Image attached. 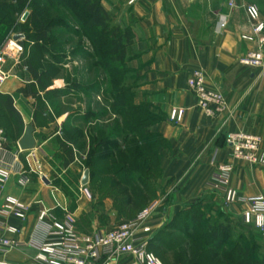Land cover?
Here are the masks:
<instances>
[{"label":"crops","instance_id":"1","mask_svg":"<svg viewBox=\"0 0 264 264\" xmlns=\"http://www.w3.org/2000/svg\"><path fill=\"white\" fill-rule=\"evenodd\" d=\"M99 1L110 19L128 27L132 34L124 58L136 81L132 104L148 105L163 116L150 128L161 139L156 147L160 173L152 236L178 233L175 223L184 222L187 226L189 214L198 208L242 224L243 206L226 209L221 193L211 187L210 179L218 163L229 162L233 165L229 183L240 197L264 195V169L233 158L225 143L230 132L239 131L260 136L264 148V65L251 68L239 63L240 58L256 48L254 42L240 38L250 30L244 8L253 4L264 17V0ZM194 70L202 71L207 87L224 96L225 112L210 117L197 106L186 85L188 75ZM29 72L33 77V72ZM32 84L33 79L22 86L11 78L0 90V130L4 137L0 161L10 165L14 172H25L29 179L27 184L20 185L16 176L11 175L0 187V203L6 195H12L30 206L24 221L8 220L21 229L10 236L22 242L39 243L42 235L35 227L42 207L48 210L49 222H64L71 216L80 234L109 230L121 222L111 199L94 206L77 193L73 202L74 197L63 187L49 188L52 181L48 177L54 172L60 186L67 183L65 173L78 156L73 145L65 144L61 138V122L69 121V112L65 113L66 118H55L47 125L34 124L38 118L33 98L42 94L37 86L38 93H33ZM172 108L185 109L180 123L167 120ZM27 126L33 128L35 145L30 150H21L18 142ZM65 161H69L67 165ZM247 229L252 231L257 243L264 245L261 232L253 227ZM35 253V246L18 248L1 254L0 260L30 264ZM111 264L138 263L130 256H123Z\"/></svg>","mask_w":264,"mask_h":264},{"label":"rangeland","instance_id":"2","mask_svg":"<svg viewBox=\"0 0 264 264\" xmlns=\"http://www.w3.org/2000/svg\"><path fill=\"white\" fill-rule=\"evenodd\" d=\"M63 2L66 3L64 7L56 3L47 6L43 0H0V44L9 35L15 33H22L25 36L24 51L8 79L13 78L22 86H27L33 79L30 89L33 93L39 91L42 94L33 98V106L38 118L34 121L35 125H47L55 118H66L65 113H70L69 121L61 122V138L66 144L67 134L73 135L71 145L74 147L78 160L65 173L68 177L67 183L60 186L58 175L54 172L48 177L52 181L49 188L63 187V190L74 197L73 202L77 199L75 196L77 193L79 196L88 198L94 206L99 204L101 206L106 198L111 199L112 207L117 210L118 221H125L135 217L140 210L155 202L158 197L157 179L160 172L155 147L160 143L150 132L156 112H150L138 105L139 116L134 115L131 120H128L129 112L126 104L133 99L136 81L128 71L125 61L117 66L110 62L108 54L109 31L115 27L123 31L125 27L116 20L110 19L107 30L83 28L79 24L83 16L78 8L72 1ZM39 28L46 32V39L36 38ZM29 67L34 69L41 82L38 83L39 85L35 84L36 78L31 76ZM43 88L48 89L43 90ZM79 113L80 116L77 115ZM133 127L138 129L135 130V134H130ZM97 129H100V132ZM148 129L149 134L146 133ZM84 130L85 133H83ZM113 130H121L123 133L117 135L113 133ZM107 134L111 139L107 137ZM94 135H97L96 141L100 138L107 139L106 149L109 151L110 143H120L122 152L118 153L119 161H127L129 157L132 163L135 146L142 147L141 149L144 150L142 159L149 160L151 165L149 193L136 189L135 186H130L129 190L127 187L128 191L122 193L125 187L119 185L118 191L114 190L118 195L116 200L113 198L115 193L108 194L110 183L114 178L113 170L103 169L105 172L99 174L93 168L89 169L91 151L95 143L92 139ZM140 140L143 142L142 145ZM111 152L113 154L112 149ZM105 156L107 154H101L94 167L104 168L111 164L110 160L104 159ZM37 168L40 170L41 167ZM85 170L89 172L88 182L83 185L81 179ZM35 177L37 179V176ZM130 194L133 197L131 203L124 204L126 196ZM144 200L145 205L139 204ZM194 212H196L195 216L201 219L195 227L190 228L184 222L182 224L176 222L174 228L178 233H169L177 239L178 247L170 251L162 248L154 250L163 264H174L176 256L183 250L182 254L185 255L181 264H192L203 258L206 259L204 264H227L221 259V254L213 248L205 246L202 249L204 251L201 252L200 248L194 246L193 241L186 240L188 235L191 238H194L198 232L202 235L201 226L229 223L231 240L243 241L240 235L245 239L251 237V241L252 238L255 240L252 231L236 220L218 213H209L201 208ZM205 244L206 241L203 239V246ZM257 244L261 251H264V245ZM231 248L229 245L225 247L226 250ZM227 256L232 261L235 253L231 251Z\"/></svg>","mask_w":264,"mask_h":264},{"label":"built area","instance_id":"3","mask_svg":"<svg viewBox=\"0 0 264 264\" xmlns=\"http://www.w3.org/2000/svg\"><path fill=\"white\" fill-rule=\"evenodd\" d=\"M244 9L250 30L241 34L240 38L254 42L256 48L240 58L239 63L258 68L264 65V17H261L258 8L253 4L245 6ZM24 41V34L15 33L0 44V90L19 63L24 51ZM186 85L205 115L215 117L225 112L227 103L224 96L218 90L207 87L202 71H192L187 77ZM184 114V108H172L167 120L180 123ZM3 142V132L0 130V151ZM225 142L233 158L251 167L264 169V148L260 136L239 131L230 132ZM232 171L231 163H218L211 173L210 185L221 193L226 209L243 206L240 214L243 226L253 227L264 235V195L240 197L238 191L229 183ZM11 175L16 176L20 185L29 182L25 172H14L10 165L0 161V187ZM156 207L157 202H152L134 218L121 221L109 230L90 235L78 233L71 216L64 222H49L48 210L42 207L38 211L35 227L42 239L35 244L33 240L22 242L10 236L19 233L21 229L9 224L8 220L14 218L24 221L30 206L12 195H6L0 203V255L13 249L35 246L36 253L30 264H111L123 256L134 258L138 264H163L148 247L153 234L152 221ZM0 264L13 263L0 260Z\"/></svg>","mask_w":264,"mask_h":264},{"label":"trees","instance_id":"4","mask_svg":"<svg viewBox=\"0 0 264 264\" xmlns=\"http://www.w3.org/2000/svg\"><path fill=\"white\" fill-rule=\"evenodd\" d=\"M44 3L47 6L53 5L54 3L58 4L59 6L64 7L66 5V0H43ZM72 1L73 5L78 8V10L81 12L83 18L80 19L79 24L81 27L89 29V30H107L109 29L108 23L110 20V16L108 12L102 7L99 0H69ZM41 26V24H39ZM38 29V28H37ZM109 48H108V54H109V60L110 62H113L117 66L119 64H122L124 62L125 54H126V48L132 43V34L130 32V29L128 27H125L123 31L119 27H115L112 30L109 31ZM38 40L40 39H46V32L41 30H37V36ZM29 71L33 72V76L36 78L37 83H41L40 80L37 78L36 73L34 69L28 68ZM129 102L126 104L127 111L129 112L128 120H131L132 117L139 116L138 111V105L132 104V102ZM8 100L4 102L5 108L8 107ZM139 107H144L145 110L148 111H154L156 112V115H154L153 123L163 119V116L157 112L156 110L152 109L148 105H139ZM126 111V112H127ZM127 112V113H128ZM152 123V124H153ZM137 127V126H135ZM138 128H134L130 130V134H135V130ZM97 131L100 132V129H97ZM114 134H122L123 132L121 130H113ZM146 133H150L149 129L146 130ZM152 134V133H151ZM79 136V134H78ZM155 136V135H154ZM107 137L111 139L110 135L107 134ZM157 137V136H156ZM97 135H94L92 137L94 146L92 149V158L89 163V169H94L95 172L103 173L105 170H113V181L110 183V191L109 195H114L113 197L115 200L117 199L118 191L117 188L119 185L124 186L125 188L122 190V193H126L130 188V186H135L136 189H141L142 191H147L149 193V190L151 189V181H150V174L149 170L151 168V165L149 164V160L142 159V156L144 154V150H142L141 146H135L134 148V161L130 163L129 157H127L126 160H120L118 158L119 151L122 152V148L120 147V143L118 142H112L109 144L110 151L106 149L107 145V139L106 138H100L96 141ZM68 144H71L73 141V135L67 134ZM159 143H161V139L157 137ZM143 142L140 140V145H142ZM159 145V144H158ZM157 145V146H158ZM156 146V147H157ZM152 147V146H151ZM156 147H155V155L156 153ZM111 149L113 150V154L111 152ZM69 156L71 161L72 158V151L69 150ZM127 153V152H126ZM101 154H107L105 156V160H110L111 164L104 166V168H96L94 165L101 157ZM128 156V155H127ZM114 157V158H113ZM118 159V160H117ZM141 160V163L139 161ZM158 159V158H157ZM114 160V162H112ZM69 161H65V165L68 164ZM159 165V164H158ZM112 168V169H111ZM159 168V166H158ZM103 169H105L103 171ZM128 187V190H127ZM135 189V188H134ZM131 191H135L132 190ZM134 193V192H133ZM132 195L126 196L124 200V204H130ZM139 204L145 205L146 201H141ZM148 206V205H147ZM196 212H192L189 214L187 218V225L190 226V228H193L196 226V223L201 220L197 216H195ZM134 218V217H133ZM132 219V218H131ZM201 233L196 234L194 238H191L190 235L186 236V240L188 242L193 241L194 246L200 248L201 252H203L205 246H209L213 248L214 251H218L221 254V259L226 262L227 264H264V251H261L260 246L255 242V240L251 237L245 239L242 235L239 237L243 239V241L237 240L234 241L231 240V225L229 223L225 224H216L215 226H201ZM202 239V241H201ZM203 239L206 241V244L203 246ZM226 245L231 246V250H226ZM149 250H151L154 253V250H158L159 248L164 250H173L175 247H178L177 239L173 238L170 234L161 233L159 235L152 236L149 242ZM257 250V251H256ZM260 250V251H259ZM234 252L235 256L232 261L228 258L229 252ZM183 251H181V254L176 256L174 264H181L183 262V256L185 254H182ZM257 252V253H256ZM206 262V259L203 258L201 260H197L192 264H204Z\"/></svg>","mask_w":264,"mask_h":264},{"label":"water","instance_id":"5","mask_svg":"<svg viewBox=\"0 0 264 264\" xmlns=\"http://www.w3.org/2000/svg\"><path fill=\"white\" fill-rule=\"evenodd\" d=\"M33 128L32 126H27L25 133L22 138L19 140L18 145L21 150H30L34 148L35 141L32 136ZM88 170L84 171V174L81 179V184L85 185L88 182Z\"/></svg>","mask_w":264,"mask_h":264}]
</instances>
